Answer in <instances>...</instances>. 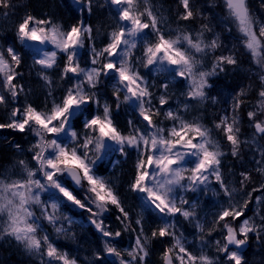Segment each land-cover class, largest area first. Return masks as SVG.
Wrapping results in <instances>:
<instances>
[{
  "label": "snow or ice",
  "instance_id": "1",
  "mask_svg": "<svg viewBox=\"0 0 264 264\" xmlns=\"http://www.w3.org/2000/svg\"><path fill=\"white\" fill-rule=\"evenodd\" d=\"M72 4L66 26L0 0V133L18 134L4 139L19 157L0 172V241L34 264H152L155 248L161 264H246L250 240L264 247V15L249 0H173L167 16L153 0ZM100 8L115 23L98 45L85 17ZM241 52L259 81L244 113L253 86L227 83ZM129 159V175L112 171ZM73 225L96 241L85 261L58 243H77Z\"/></svg>",
  "mask_w": 264,
  "mask_h": 264
},
{
  "label": "rangeland",
  "instance_id": "2",
  "mask_svg": "<svg viewBox=\"0 0 264 264\" xmlns=\"http://www.w3.org/2000/svg\"><path fill=\"white\" fill-rule=\"evenodd\" d=\"M47 2V3H46ZM99 2L102 3V0H99ZM154 3H157L159 6H161V9L164 13L165 16L169 15L170 13V9L168 8V6L166 5V0H153ZM55 5L56 8V4H55V0H41L40 4H39V8L43 11H48L51 9V4ZM47 4H49L50 6H47ZM52 15L56 12V9L52 8ZM98 12L101 13L99 18H101L98 21V26L101 29V31L97 34L94 31V34L96 35V42L100 45L101 43H103L104 38L106 37L107 31H110L111 26H114V20L112 19L111 16H109L107 14L106 9L100 8L98 9ZM40 14H44V13H40ZM49 14V13H48ZM102 16V17H101ZM0 25L5 26V32L2 34L4 36L7 35H11V22L5 21L2 18H0ZM248 63L249 66L251 67L250 61L248 59ZM248 67V68H250ZM254 70V69H253ZM34 79L27 81L28 87L32 88V92H34L35 86H39L40 87V94L39 96H32L31 93V99L33 100H39V98L42 97L43 95V88L41 87V83L38 79V77H36L35 73H34ZM257 81V85L259 83L258 80ZM256 90L254 89V92ZM37 92V91H36ZM256 97L252 100H250L248 103H246V110H250L252 104L255 103ZM205 119H206V113H205ZM252 134V129L247 127V133L246 136H248L249 138L251 137ZM249 151H251V148H248ZM16 152V150H15ZM245 156V160L247 161V157L250 159V155L246 156V154L244 153ZM19 157L17 156V154L14 155V158L12 160V162L8 165H6L5 167H3L1 172H5V173H13L15 171L14 169V164L17 161ZM226 159V165L225 167H231L234 173H238V169H236L234 166H232V164ZM123 163L128 164V166H125ZM132 167H133V161L132 159H129L127 161L121 160V165L120 163L116 164L114 169H112V171L117 174L120 175L122 177L127 176L131 173L132 171ZM191 195V194H189ZM258 195V193H253V198H255V196ZM132 203L130 201H127V204ZM253 206L252 204L249 205V208L251 209ZM132 210H136L135 206H131ZM264 207H262L261 211H263ZM215 209L212 208L211 206H209L208 211H214ZM180 220H182V218H178ZM258 219V218H257ZM147 227V226H146ZM73 229L76 231L77 236H78V241L77 243H73L70 240H61L58 243L61 245L66 246L69 250L72 249H76L77 247L79 248V252H78V257L80 261H85L86 257H90L91 252L94 250L95 246H96V241L95 239L91 236V233L89 231H87L84 227L81 228L79 225H73ZM216 233H213V236H216ZM213 236H208L206 237L207 239L211 240L213 238ZM189 239H191V237H189ZM91 240L92 243L89 244L87 241ZM125 244L129 243V237L125 236L124 238ZM3 242V246L6 247L8 249V251L10 253L16 254L20 259H25L28 260L30 262V264H34V262L31 260V258L24 253L20 248H18L14 242H10L8 240V238H5V240L2 241ZM261 253V251H260ZM211 254V250L210 253ZM263 253H261L262 255ZM150 259V257H149Z\"/></svg>",
  "mask_w": 264,
  "mask_h": 264
},
{
  "label": "trees",
  "instance_id": "3",
  "mask_svg": "<svg viewBox=\"0 0 264 264\" xmlns=\"http://www.w3.org/2000/svg\"><path fill=\"white\" fill-rule=\"evenodd\" d=\"M40 1L41 0H20V4L22 6H24L26 9H28V10L30 9L29 11L32 12L33 14H36V15H42L40 13H47V14L49 13L48 15L53 16L55 19L59 20L61 23H63L66 26H70L71 24L76 22V19H77L76 7L72 4V0H57L56 8H55V5L52 3L51 9L48 11H43L39 8ZM250 4L255 11H257L261 15H264V10L260 9L259 0H250ZM31 5L35 6L34 10H31L33 8V6L30 8ZM166 5L168 6V8L171 11L174 8L173 0H166ZM47 6H50V5L47 4ZM52 8L56 9V12L53 15H52V12H50V11H52ZM97 11H98V9H97ZM100 19L101 18H99V20ZM98 21H97V24L92 22V21H88V23H92L94 25V31H95V28H99ZM239 59L241 62V67L238 68L236 72H241V70H246L245 65H246L247 59H246V56L244 55L243 52L240 53ZM32 76H34L33 73L32 74L26 73V76H25L26 81L32 79L33 78ZM249 84H251L253 86L252 83H248V82L246 83V85H249ZM228 85H230L231 87H235V85L233 83H230V82L228 83ZM241 85H244L243 82H241ZM253 95H254V87H252V91L250 92L248 101H250L252 99L251 97H253ZM255 95H256V91H255ZM248 101H246V103ZM246 103L242 106L241 113H244L246 111V109H245ZM223 107H224L223 102L218 103L215 106L208 107L207 112H206V116H207L206 120H211L212 118L217 117L218 115H216L215 113L216 112L222 113ZM246 127L247 126H245V130H244L245 134L247 133ZM9 135H18V134H10L8 132L0 133V160L3 159V157L5 155L6 145H10V142L8 140L4 139V137L9 136ZM20 138L22 139V137H20ZM11 143H15V141L13 140V141H11ZM7 160L8 159L3 160V163ZM229 162L234 167H235V165L239 164V162L237 160L233 159L231 156H229ZM2 166H3V164H2ZM2 166H0L1 167L0 172L3 169ZM249 167H251V165H249ZM239 170L240 169H238V172H239ZM256 175H257V173H254V176H256ZM252 186L253 185H249V188H251ZM127 201L132 202V203L127 204V206L129 208H131V206H135V200L131 195L128 196ZM85 226L87 228V225H85ZM154 244H155V242H154ZM158 249L159 248H155L154 252L150 253V260L153 262L152 264H161V255H159ZM252 250H254L255 252L261 251V253H263L262 255L264 256V247H260L254 239L249 241V245L246 249L245 256L248 254H251ZM12 258H17V257L14 254L10 253L8 251V249L6 247H4L3 244L0 242V264H20L18 262H14L12 260Z\"/></svg>",
  "mask_w": 264,
  "mask_h": 264
},
{
  "label": "bare ground",
  "instance_id": "4",
  "mask_svg": "<svg viewBox=\"0 0 264 264\" xmlns=\"http://www.w3.org/2000/svg\"><path fill=\"white\" fill-rule=\"evenodd\" d=\"M55 4H57V0H55ZM32 6L33 5H31L30 8ZM34 7L35 6H33V8L31 10H34ZM25 10L29 11L30 9L28 10L24 6L20 7L17 15H22ZM100 14L101 13H99L97 11L91 18L85 17L86 22L92 21V22L97 24V21L99 20ZM248 67H250V66H248ZM33 75H34V73H33ZM32 77H35V76H32ZM248 77H249V70H241V72H234L231 75H229V77L227 79V83L230 82V83H233L236 86V85H241V82H243L244 85H246L247 82L248 83H252V84L257 82L256 81L257 79L254 78V79L250 80ZM32 79H34V78H32ZM32 79H30V80H32ZM39 91H40V87L39 86H35L34 92H32V96H34V97L35 96H39V94H40ZM249 95H250V93H249ZM215 114L219 116L222 113H217L216 112ZM5 151L6 152H5V155H4L3 159L0 160V166H2V164H3L2 167H5L6 165L10 164L12 162L13 158H14V155L16 154L15 149L12 148L10 145H6ZM243 151L246 154V156H248L249 153H250L248 148H244ZM5 159H8V160L3 163V160H5ZM247 160H249L248 157H247ZM235 168L236 169H240V165L239 164L235 165ZM255 177H256V181H257L256 185H258L260 183V181H261V178H260L259 175H256ZM262 214H264V209L262 211ZM0 242L3 244L2 241H0ZM158 253H159V255H161L160 249H158ZM14 255L17 257V258H12V260L14 262H18L20 264H30V262L28 260L20 259L16 254H14ZM245 262H246V264H264V256L261 255L260 252H258V251L255 252L254 250H252L251 254H248V255L245 256Z\"/></svg>",
  "mask_w": 264,
  "mask_h": 264
}]
</instances>
